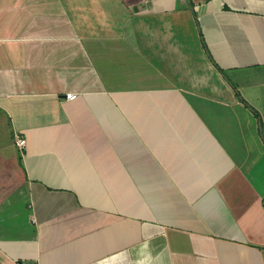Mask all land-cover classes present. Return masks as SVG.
I'll return each instance as SVG.
<instances>
[{
    "label": "crops",
    "instance_id": "obj_1",
    "mask_svg": "<svg viewBox=\"0 0 264 264\" xmlns=\"http://www.w3.org/2000/svg\"><path fill=\"white\" fill-rule=\"evenodd\" d=\"M0 264H264V0H0Z\"/></svg>",
    "mask_w": 264,
    "mask_h": 264
},
{
    "label": "built area",
    "instance_id": "obj_2",
    "mask_svg": "<svg viewBox=\"0 0 264 264\" xmlns=\"http://www.w3.org/2000/svg\"><path fill=\"white\" fill-rule=\"evenodd\" d=\"M76 97H77V94L76 93H73V92L66 93V98L69 99V100H73ZM15 143H16V145L19 148L22 149L24 147V145L26 144V139L23 136H16Z\"/></svg>",
    "mask_w": 264,
    "mask_h": 264
}]
</instances>
